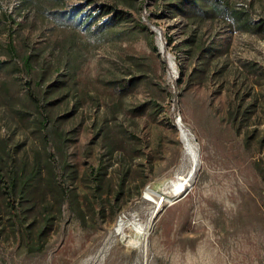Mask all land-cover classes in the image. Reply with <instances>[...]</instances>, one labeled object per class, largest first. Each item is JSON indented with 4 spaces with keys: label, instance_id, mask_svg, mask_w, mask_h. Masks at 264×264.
I'll list each match as a JSON object with an SVG mask.
<instances>
[{
    "label": "rangeland",
    "instance_id": "1",
    "mask_svg": "<svg viewBox=\"0 0 264 264\" xmlns=\"http://www.w3.org/2000/svg\"><path fill=\"white\" fill-rule=\"evenodd\" d=\"M222 1L0 0V264H264V0Z\"/></svg>",
    "mask_w": 264,
    "mask_h": 264
},
{
    "label": "trees",
    "instance_id": "2",
    "mask_svg": "<svg viewBox=\"0 0 264 264\" xmlns=\"http://www.w3.org/2000/svg\"><path fill=\"white\" fill-rule=\"evenodd\" d=\"M173 1H174V3L176 2L177 6L180 4V7L178 6V8L182 13H186L190 10H196V9L203 10V12H205V13L214 12L217 10H220L219 12H221L222 10H224V5H223L222 0H173ZM111 12H113L112 16H110L106 20H103L101 23H99L95 26V29H97L98 31L104 32L107 29V27H108L107 24H109L111 19L122 18L123 11L115 5L101 4V5H99L97 11L92 12V13L87 12L86 10H82V9L80 10V8L77 6L76 8H74L70 11H59L55 17L59 20L74 22L77 25L84 26V25H88V23H90L91 21H95L94 19L98 18V16H104V15H107ZM162 14H164V12H162ZM7 16L9 17L10 15L7 14ZM13 20L14 19L11 18L12 22H13ZM258 26L260 27V25H258ZM88 29L91 30L92 27L89 25ZM11 42L12 43L10 45V49H11L12 53L14 54L15 53V47L13 44V40ZM156 48H157V46H156ZM165 62H166L167 68H169L168 61H167L166 57H165ZM2 63H3V61H1V64ZM25 63L27 65H29V58H27L25 60ZM180 82H181L180 77L175 79L174 85H175L176 89L179 88ZM29 96H30L29 99L32 100V103L37 107V109L40 113L41 123L44 125H48L50 122V116H49V113H48L46 106L44 105L43 101L41 100L40 96L38 95V92L35 93L33 91V89H30ZM175 102H176V105L179 103V97H178L177 93L175 94ZM173 119L175 120V117H173ZM19 177H22L21 174L20 175L16 174L11 178L12 181H11V183H9L7 185L8 189L6 190V193H8L9 195H11L13 193ZM93 178L95 180H97L96 175H94ZM56 179H57V183L61 187H63V189L67 193L68 189H67V186L65 185V183L63 182L62 170H61L60 165H58V164H56ZM96 187H97V184H96ZM16 209H17V207H15L14 200H12V213L15 214V217H16L15 221L17 223L21 224L23 217H22L21 211H17Z\"/></svg>",
    "mask_w": 264,
    "mask_h": 264
},
{
    "label": "bare ground",
    "instance_id": "3",
    "mask_svg": "<svg viewBox=\"0 0 264 264\" xmlns=\"http://www.w3.org/2000/svg\"><path fill=\"white\" fill-rule=\"evenodd\" d=\"M180 127L182 129L183 139H185L186 141V145H187L186 151L188 153L187 155H189V158H190V167L189 169H187L186 172H183L177 175L176 179L174 178L175 180L173 179L174 181L170 183L172 190L174 191L175 194L180 193L182 190L190 186V181L192 177L194 176L195 171L199 164V160H198L199 155L197 154L195 145L191 141L192 137L189 136V133L183 128L182 125ZM155 195H157V193L153 190H147L146 192V197L150 200L156 201L157 207H159L162 205L163 201L166 200V197L163 196V199L161 200V199H156ZM134 228L140 233H144L145 231V226L140 223L135 224ZM124 230H125V223L123 221L118 222V227L116 229L117 233H123Z\"/></svg>",
    "mask_w": 264,
    "mask_h": 264
},
{
    "label": "water",
    "instance_id": "4",
    "mask_svg": "<svg viewBox=\"0 0 264 264\" xmlns=\"http://www.w3.org/2000/svg\"><path fill=\"white\" fill-rule=\"evenodd\" d=\"M188 191H189V189L185 192V194H187L188 193ZM185 194H183L182 196H180V197H178L177 199H175L174 200V202H176V201H178V200H180Z\"/></svg>",
    "mask_w": 264,
    "mask_h": 264
}]
</instances>
